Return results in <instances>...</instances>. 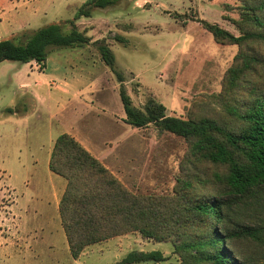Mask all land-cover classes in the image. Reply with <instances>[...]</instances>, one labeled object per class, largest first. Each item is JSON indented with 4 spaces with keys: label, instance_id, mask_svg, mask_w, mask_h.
Wrapping results in <instances>:
<instances>
[{
    "label": "rangeland",
    "instance_id": "374dc122",
    "mask_svg": "<svg viewBox=\"0 0 264 264\" xmlns=\"http://www.w3.org/2000/svg\"><path fill=\"white\" fill-rule=\"evenodd\" d=\"M84 2L0 0V39L25 42L50 23H60L68 31L71 25L66 21ZM240 4L239 0H118L105 8L94 7L90 17L75 21L91 43L51 46L41 67L34 61L0 62V264L179 262L172 243L145 239L138 232L88 245L73 258L54 203L57 195L51 196L55 174L48 166L49 152L60 133H69L130 191L171 198L178 189L177 178L195 167L186 162L188 142L153 124L141 128L127 124L119 92L124 89L138 108L154 98L169 115H208L226 125L233 122L223 116L222 106L243 102L247 89L241 83L227 91V70L241 50L260 59L255 71L264 79V47L258 41L242 46L216 41L202 22L239 35ZM97 41L113 51L122 82L103 63ZM255 74L243 79L245 83L251 84ZM50 77L51 91L45 85ZM36 80L44 84L38 105L19 88L22 81L36 87ZM7 108L29 114L5 113ZM196 169L223 172L221 166L208 162L196 164ZM57 178L66 186L65 178ZM248 210L244 205L245 218ZM175 226L190 232L185 224ZM154 249L166 259L123 261L129 252Z\"/></svg>",
    "mask_w": 264,
    "mask_h": 264
},
{
    "label": "trees",
    "instance_id": "16d2710c",
    "mask_svg": "<svg viewBox=\"0 0 264 264\" xmlns=\"http://www.w3.org/2000/svg\"><path fill=\"white\" fill-rule=\"evenodd\" d=\"M118 0H85L77 8L68 31L60 23L36 29L25 42L0 39L3 60L45 65L48 50L83 47L91 43L85 30L75 27L80 17H90L94 7L105 8ZM241 2V33H233L203 21L216 41L242 46L258 41L264 47V0ZM116 39L123 40L121 36ZM98 42V41H97ZM103 63L115 71V55L99 41ZM256 55L240 50L226 73V90L247 89L243 102H225L223 116L228 125L208 115L182 118L166 113L165 106L148 98L142 108L132 104L124 89L119 92L124 121L135 127L153 124L188 142L186 162L193 172L177 178V190L168 196L134 193L114 177L102 163L69 133L54 140L48 166L67 183L58 202V212L68 249L77 258L88 246L115 236L138 232L143 238L169 241L179 257L176 264H263L264 263V79L255 71ZM256 73L251 84L243 79ZM258 78V79H257ZM12 112L11 108L6 109ZM234 123L235 127H233ZM208 162L223 172L198 171L196 164ZM247 205L248 218L242 209ZM190 229L180 231L182 225ZM159 249L129 252L123 261H163ZM175 264V263H169Z\"/></svg>",
    "mask_w": 264,
    "mask_h": 264
},
{
    "label": "crops",
    "instance_id": "0c3cea01",
    "mask_svg": "<svg viewBox=\"0 0 264 264\" xmlns=\"http://www.w3.org/2000/svg\"><path fill=\"white\" fill-rule=\"evenodd\" d=\"M52 79H53V77L48 78V81L45 84L47 86V88H48L49 91L52 90L51 85H50V82H52ZM42 82H43L42 80L41 81L40 80H36L34 82L35 85H36V87H32V85L29 82H25V81H22L20 83V85H19V88L21 90H26L27 94L30 95V99H32L34 105H38L39 103H41L40 102L41 101L40 99H43V97H41V94H39L40 87H42L44 85V84H42ZM4 112L5 113H8L6 111H4ZM11 113L13 114L14 112L12 111ZM14 114H17L18 116L19 115L20 116H25V115H27L29 113H26L25 114V110H24L22 112V114L21 113H18V112L14 113ZM51 173L55 174V177L54 178H51V183H52V185H51V196L53 198V196H56L57 195L54 198V203H55V206L58 207L59 198H60V195L62 193V190L64 189L65 182H63L62 180H60L59 178H57L58 176L61 177L60 175H58V174H56V173H54L52 171H51Z\"/></svg>",
    "mask_w": 264,
    "mask_h": 264
}]
</instances>
